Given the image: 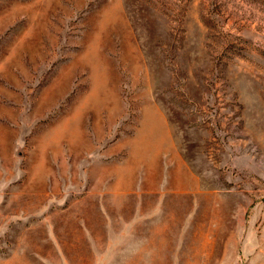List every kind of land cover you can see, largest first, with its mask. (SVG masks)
<instances>
[{
    "label": "rangeland",
    "instance_id": "rangeland-1",
    "mask_svg": "<svg viewBox=\"0 0 264 264\" xmlns=\"http://www.w3.org/2000/svg\"><path fill=\"white\" fill-rule=\"evenodd\" d=\"M0 264H264V0H0Z\"/></svg>",
    "mask_w": 264,
    "mask_h": 264
}]
</instances>
